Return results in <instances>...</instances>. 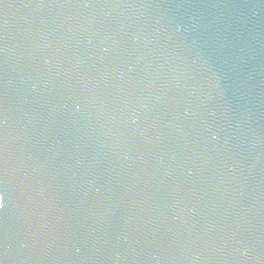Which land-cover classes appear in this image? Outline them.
I'll return each instance as SVG.
<instances>
[{
	"label": "water",
	"instance_id": "obj_1",
	"mask_svg": "<svg viewBox=\"0 0 264 264\" xmlns=\"http://www.w3.org/2000/svg\"><path fill=\"white\" fill-rule=\"evenodd\" d=\"M0 264H264V0H0Z\"/></svg>",
	"mask_w": 264,
	"mask_h": 264
},
{
	"label": "snow or ice",
	"instance_id": "obj_2",
	"mask_svg": "<svg viewBox=\"0 0 264 264\" xmlns=\"http://www.w3.org/2000/svg\"><path fill=\"white\" fill-rule=\"evenodd\" d=\"M3 199H4V194L3 192H0V204L3 203Z\"/></svg>",
	"mask_w": 264,
	"mask_h": 264
}]
</instances>
